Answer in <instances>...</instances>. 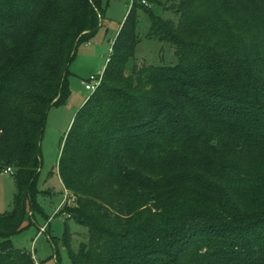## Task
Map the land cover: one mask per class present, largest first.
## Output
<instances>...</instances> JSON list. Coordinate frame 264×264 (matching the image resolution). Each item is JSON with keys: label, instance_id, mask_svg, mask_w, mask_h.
<instances>
[{"label": "trees", "instance_id": "obj_1", "mask_svg": "<svg viewBox=\"0 0 264 264\" xmlns=\"http://www.w3.org/2000/svg\"><path fill=\"white\" fill-rule=\"evenodd\" d=\"M141 1L61 139L72 201L58 242L70 264H264V0H152L169 17ZM103 12L101 0H0V169L15 187L0 264H36L10 238L41 213L45 116ZM139 13L172 65L133 62ZM67 221L85 228L75 250Z\"/></svg>", "mask_w": 264, "mask_h": 264}, {"label": "rangeland", "instance_id": "obj_2", "mask_svg": "<svg viewBox=\"0 0 264 264\" xmlns=\"http://www.w3.org/2000/svg\"><path fill=\"white\" fill-rule=\"evenodd\" d=\"M103 15L100 25L87 42H81L75 47L74 56L68 65L67 77L69 95L65 103L59 107L47 110L39 141L40 166L38 169L36 188L40 192L36 203L41 209L40 214H34L32 224L10 238L13 247L29 252L36 264H70L66 251L59 244L63 232L64 214L55 213L63 197V188L56 174V163L61 139L82 101L87 97L81 81L89 76L101 74L105 59L109 53L119 23L122 21L130 0H101ZM147 6L156 13L169 17V13L155 6L152 0H145ZM162 7H167L170 0H158ZM148 22L143 14H138L137 35L139 42L135 48L133 62L154 65H172L175 58L172 49L152 40H146L144 34ZM15 191L11 175H0V214L10 211ZM71 233L70 248L75 250L85 228L67 221ZM43 228V231H41ZM54 239L56 244H53Z\"/></svg>", "mask_w": 264, "mask_h": 264}, {"label": "built area", "instance_id": "obj_3", "mask_svg": "<svg viewBox=\"0 0 264 264\" xmlns=\"http://www.w3.org/2000/svg\"><path fill=\"white\" fill-rule=\"evenodd\" d=\"M141 3L145 6L146 3L144 1H141ZM99 80H100V75H98L97 77H94V76H89L87 78V80L85 81H81V84L83 85V88L84 90L88 91V93H91L94 91V89L96 88V86L98 85L99 83ZM5 174H8V175H11L12 174V170L11 168L9 167H5V168H1L0 169V175H5ZM72 201L71 198H68L67 197V194L66 192L63 190V197L59 203V206L57 207V209L55 210V213L58 211V209L65 203H70ZM43 231V228L42 230Z\"/></svg>", "mask_w": 264, "mask_h": 264}, {"label": "crops", "instance_id": "obj_4", "mask_svg": "<svg viewBox=\"0 0 264 264\" xmlns=\"http://www.w3.org/2000/svg\"><path fill=\"white\" fill-rule=\"evenodd\" d=\"M83 102V101H82ZM82 104V103H81ZM33 258V257H32Z\"/></svg>", "mask_w": 264, "mask_h": 264}]
</instances>
